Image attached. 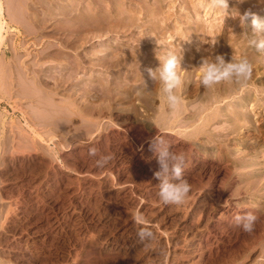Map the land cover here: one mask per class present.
Masks as SVG:
<instances>
[{
  "label": "rangeland",
  "instance_id": "1",
  "mask_svg": "<svg viewBox=\"0 0 264 264\" xmlns=\"http://www.w3.org/2000/svg\"><path fill=\"white\" fill-rule=\"evenodd\" d=\"M1 1L7 19L10 12L24 11V7L27 13L45 11L40 0ZM46 1L57 6L75 3L77 9L93 6L90 0ZM120 1L124 9L129 4L137 12V28L122 30L110 41L127 58L131 55L133 68L124 65L105 71L91 66L94 61L84 54L93 41L79 45L78 41L69 44V37L63 40L65 36L55 33L54 13L48 22L47 18L37 21L39 35L19 28V32L6 33L0 45V264H264V185L245 172L250 167H258L261 176L264 172L262 160L258 162L264 155L262 126L259 121L256 126L249 124L264 116V109H251L255 104L252 93L250 106L244 107L250 120L239 119L243 126L239 139L226 142L213 134L205 138L200 129L206 113L211 120L208 128L217 127L212 132L219 130L218 125L227 126L232 117L226 111L229 106L207 100L205 112L196 108L205 105L198 97L202 92L198 75L207 68L205 54L211 55L207 48L215 28L223 24L231 9L240 11V5L246 3L252 11H261L264 0H146L145 8L156 5L160 11L164 9L160 16L166 13L162 18L157 15L160 21L156 26L164 27L159 28L162 34L154 37L162 41L157 45L152 43H156L153 35L145 37L146 18L140 5ZM38 4L42 9L38 10ZM237 17L238 22H250L246 30H255V18L246 21L240 14ZM146 38L150 43L142 47L140 39ZM228 52L227 60L219 57L214 63L227 62L226 66L239 60L238 54ZM16 54H20L19 65L14 64ZM43 62L50 67L46 63L44 68ZM149 63L165 71L183 66L182 72L192 75L189 89L183 87L185 78L171 79L167 73L153 77L157 80L154 88L143 86L153 84L143 82L147 77L144 66ZM18 67L22 69L18 71ZM4 69L10 72L6 74ZM50 70L54 76L48 75ZM64 76L71 80L65 82ZM23 77L31 87L25 86ZM48 77L56 81L50 82L53 78ZM256 77L262 74L257 73L244 87L259 91L258 99L264 96V82H255ZM39 78L41 87L35 81ZM258 103L262 105V100Z\"/></svg>",
  "mask_w": 264,
  "mask_h": 264
},
{
  "label": "bare ground",
  "instance_id": "2",
  "mask_svg": "<svg viewBox=\"0 0 264 264\" xmlns=\"http://www.w3.org/2000/svg\"><path fill=\"white\" fill-rule=\"evenodd\" d=\"M32 1V0H31ZM36 1V3H37V1L38 0H35ZM34 1V2H35ZM41 1V4H43V6H44V10L45 11H41V12H33V9H32V12L33 13H27L25 10V8L26 7H24V11H18V13L16 12V13H13V12H10V14H9V17H8V19L6 18V13L4 12V6H3V4H2V1L0 0V45L1 44H3L4 43V40H6L5 39V37H6V33H8V32H12V31H17V32H19V28H24L25 30H27L28 31V29L29 30H31V31H33V34L35 33V34H37L38 33V30H37V21L39 20V19H41V20H45L46 18V22H48L47 20H49L50 18H51V16H52V18H53V13L55 14V20H57L58 21V23H57V21H55L56 22V24L58 25L59 23H60V26L58 25H56V26H54V30H55V33H60V34H62L61 36H65L64 38H62L63 40L66 38H68L69 37V39L70 40H72V42H67L68 40H66V42L67 43H69V44H71V43H73L74 44V42H76V41H78V44L79 45H86L85 43H86V41L89 39V41L90 40H92L93 41V45L91 46V45H89V46H91V49L89 50V52H87V54L85 53L86 52V50H85V54L84 55H86L87 57H88V60H92V61H94V62H92L90 65L91 66H95V67H98L99 69H104L105 71H113L115 68H118V67H120V66H124V65H127L129 68L131 67V68H133V62H132V60L131 59H129L130 58V56L127 58L126 57V53L124 54H122V52H119L118 51V49L116 50V44H114L113 43V41L111 42L110 41V39H111V36H113V35H116V34H118V33H123V31L122 30H129L130 28H137V21H136V17H134V16H136L135 15V13L137 14V12H135V10H134V8H132V7H128L129 6V4H128V6L124 9V6H121V5H123V4H121L120 5V3H119V1L118 0H111V2H110V0H108V2H106L105 0H90V3H92L91 5H93V6H87V4H86V6H87V8H79V9H77L76 8V4L75 3H71L70 2V0H68L69 2H66V3H71V4H73L72 6H75V7H71V4L69 5V4H61V5H56V4H54L53 2V4H54V6H53V4H50L49 2H47L46 0L44 1V0H40ZM40 1H39V3H40ZM54 1H56V0H54ZM72 1V0H71ZM78 1V0H77ZM129 1V0H128ZM132 2L133 1H135L136 3H138L137 5L139 6V8H141L140 9V11L142 12V13H144V15H143V17H145L146 18V20L144 21L145 22V24H146V26H145V34H147L145 37H147V36H150L149 34H151V35H153V38L156 36V35H158L159 33H160V29L159 28H163L164 29V27H161V24H157V25H160V27L158 28L157 26H156V23L158 22L159 23V21H160V18H162V16H160V13L159 12H161L162 10H164V9H162L161 11H160V9L159 8H156L155 6L154 7H152L151 9H147V8H145V6H146V3H145V1L146 0H144V2H142L141 0H131ZM154 1H157V0H154ZM153 1V2H154ZM163 1V3H164V1L165 0H161V2ZM242 1V0H241ZM241 1H239L240 3H241ZM246 1V0H245ZM57 2V1H56ZM61 2V1H60ZM74 2V1H73ZM79 2V1H78ZM89 2V1H88ZM121 2V1H120ZM134 2V3H135ZM234 2V1H233ZM238 2V3H239ZM28 3V2H27ZM31 3V2H30ZM29 3V4H30ZM57 3H59V1L57 2ZM62 3V2H61ZM104 3H105V5H104ZM106 3H108V6H107V4ZM122 3V2H121ZM135 3V4H136ZM170 3V2H169ZM173 3V2H172ZM239 3V4H240ZM243 3V2H242ZM241 3V4H242ZM32 4V3H31ZM30 4V5H31ZM39 5V9L38 10H40V9H42V8H40L42 5ZM60 4V3H59ZM75 4V5H74ZM82 4V3H81ZM168 4V3H167ZM167 4H166V6H167ZM192 4V3H191ZM221 4V3H220ZM244 4V3H243ZM246 4V3H245ZM244 4V5H245ZM262 4H264V2L262 3ZM35 5V4H34ZM105 6V8H104V6ZM159 5V4H158ZM157 5V6H158ZM236 5H238V4H236ZM244 5H240V6H242L243 7V9L241 8L240 9V11H238L239 10V8H238V10L237 9H231V11H230V13H229V16L226 18H224V21H223V24L222 25H220L219 27H217V29L215 28V31L213 32V36L212 37H210V38H212V40H211V42H210V45L208 46V48L207 49H209L208 50V52L209 53H211V55H209L208 53H206V54H208L207 56H206V54H205V58H207V68L206 69H203V70H199L200 71V75H198L199 76V79H200V76L202 77L201 79V82H200V80H198V82H199V87H198V89H199V91H201L202 90V92H200L199 94H198V97H199V99L202 101V102H206L207 100H210V102L209 103H212L211 102V100H214V102L215 103H224V105L226 106H229V107H227V108H229V109H227L226 111H228V112H230V116H231V114H232V117H231V121L228 123V125L227 126H224L223 124H222V122L220 123V124H222L223 126L220 128V126L218 125V129L219 130H217V132H212L213 130L215 131L216 129H217V127H215V129H214V127L212 128L211 127V129H213V130H210L209 128H208V123L211 121V120H209V115H208V113H206L207 115H202L203 117L201 118V131H202V133L201 134H203L204 136H205V138H208V136L209 135H215V136H217L218 138H221L222 139V141H228V142H230V141H236L237 139H239L238 138V136H239V134H241V131H242V128H243V126L242 125H240V124H238V120L239 119H247V121L248 120H250V112L248 113L246 110H245V108L244 107H246L245 105H248V106H250V103L248 102V100L250 99V96H251V94L252 93H254V98H253V100L255 101L254 103L255 104H253L252 106H250V107H253V108H251V109H253V111L254 110H263L264 109V96H262V94H261V96H262V98H261V96H258L259 98L257 99L256 98V92H259V91H257V90H253V91H247L246 90V88L244 87V84L246 83V82H249L251 79H252V77H254V76H256V74L257 73H260V74H262V77H256V79H255V82H264V7L262 8V10L261 11H256V9L254 10V11H256V12H254V11H252L251 9H249L248 7L250 6H244ZM27 6V10H29V5H26ZM32 6V5H31ZM42 6V7H43ZM162 6H163V4H162ZM172 6V5H171ZM239 5H238V7H240ZM38 7V6H37ZM36 7V8H37ZM81 7V6H80ZM33 8V7H32ZM103 8H104V10H103ZM163 8H165V7H163ZM18 9V8H17ZM31 10V9H30ZM29 10V11H30ZM34 10H35V7H34ZM37 10V9H36ZM242 10V11H241ZM15 12V11H14ZM158 13H159V16H160V18H158L157 19V15H158ZM164 13V12H163ZM162 13V14H163ZM8 14V13H7ZM39 14H41V16L39 15ZM165 15H166V13H164ZM238 14H240L241 16H243V18L244 19H246V21H248V19H254L255 18V22H254V24L252 25V27L254 26V29L255 30H246L245 29V27L246 26H248L249 24L248 23H250V22H248V23H245V22H238L237 21V19L236 18H238L237 17V15ZM38 15L41 17H38ZM138 15V14H137ZM163 16V17H166V16ZM139 16H140V14H139ZM141 18V17H140ZM144 18V19H145ZM169 18V17H168ZM242 18V17H241ZM240 18V19H241ZM164 19V18H163ZM167 19V18H166ZM235 19H236V21L237 22H234L235 21ZM139 20V19H138ZM159 20V21H158ZM165 20V19H164ZM168 20V19H167ZM51 21V20H50ZM161 21H162V19H161ZM166 21V20H165ZM53 22V21H52ZM143 22V23H144ZM50 23V22H49ZM162 23V22H161ZM51 24V23H50ZM39 25H41L42 27H43V25L44 24H40V22H39ZM38 25V26H39ZM143 25V24H142ZM139 26V25H138ZM144 26V25H143ZM163 26V25H162ZM50 27V26H49ZM52 27V26H51ZM63 27H66V28H68V30L67 31H65V29L63 28ZM41 28V27H40ZM132 28V29H133ZM228 28H230L232 31V34L231 35H228V32H229V29ZM46 29V28H45ZM50 29V28H49ZM48 29V30H49ZM249 29H252V28H249ZM24 30V31H25ZM42 30V29H41ZM44 30V29H43ZM47 30V29H46ZM48 30H47V32H48ZM160 30V31H159ZM31 31H28L29 33L31 32ZM50 31V30H49ZM52 31V30H51ZM130 31V30H129ZM45 32V31H44ZM143 32V33H144ZM212 32V31H211ZM23 33V32H22ZM26 33V32H25ZM39 33H40V30H39ZM41 33H42V31H41ZM125 33H126V31H125ZM31 35H32V32L30 33ZM51 34H53V33H51ZM160 34H162V33H160ZM164 34V33H163ZM21 35H23V34H21ZM26 35V34H25ZM37 35H39V34H37ZM49 35V34H48ZM56 35H58V34H56ZM166 35V34H165ZM179 35V34H178ZM118 36V35H117ZM142 37H144L143 35H141ZM160 36V35H159ZM164 36V35H163ZM116 37V36H115ZM130 37V36H129ZM152 37V36H151ZM161 37V36H160ZM181 37V36H180ZM207 37V36H206ZM60 38V37H59ZM202 38V37H201ZM204 39H205V37H203ZM112 39H114V38H112ZM117 39H119V38H117ZM116 39V40H117ZM131 39V38H130ZM130 39H128V40H130ZM155 39V41H156V43L155 42H152L153 44H156L157 45V43H162V41H159V39L158 40H156V38H154ZM107 40H109V42L108 43H110V44H108L106 41ZM132 40V39H131ZM148 39L146 38V39H140V42L142 43L141 45H142V47L143 46H145V44L146 43H148L149 41H147ZM61 41V40H60ZM133 41H135V39H133L132 40V42ZM138 41H139V39H138ZM203 41V40H202ZM91 42V41H90ZM139 42V43H140ZM88 43V42H87ZM150 43V42H149ZM204 43H205V41H204ZM204 43L202 44V46L204 45ZM59 44V43H58ZM76 44H77V42H76ZM90 44V43H89ZM190 44V43H189ZM196 44H198V46H199V42H197ZM50 45H53V44H51L50 43ZM67 45V44H66ZM156 45H150L153 49H156ZM162 45H165V44H162ZM185 45V44H184ZM16 46V45H15ZM18 46V45H17ZM47 46V45H46ZM45 46V47H46ZM53 46H55V45H53ZM70 46H72V45H70ZM77 46V45H76ZM140 46V45H139ZM148 46V45H147ZM205 46V45H204ZM47 47H49L48 49H50V46H49V44H48V46ZM46 47V48H47ZM52 47V46H51ZM57 47V46H56ZM61 47V46H60ZM74 47V46H73ZM189 47V46H188ZM46 48H44L45 50H48V49H46ZM53 48V47H52ZM76 47H74V49H75ZM86 48V47H85ZM124 48V47H123ZM183 48H185V47H183ZM199 48H200V46H199ZM57 49H59V48H57ZM77 49H78V47H77ZM121 49V48H120ZM125 49V48H124ZM124 49H122V51H124ZM146 49V48H145ZM45 50L43 51V52H45ZM80 50V49H79ZM82 50H84V48L82 49ZM158 50V49H157ZM167 50V49H166ZM70 51V50H69ZM118 51V52H117ZM128 51V50H127ZM141 51H143V50H141ZM145 51V50H144ZM147 51V50H146ZM145 51V52H146ZM169 51V50H168ZM190 51V50H189ZM207 51V50H206ZM227 51V53H229L228 51H231V52H233V53H236V55L238 56V58H239V60L238 61H236L235 62V60H234V62H230V64L228 65H226L225 66V64L227 63V62H225V64L223 65H220V64H218V63H214V61H216L217 59H219V57H221V59H226L227 58V53L225 54V52ZM50 52V51H49ZM74 52V51H73ZM82 52V51H81ZM132 52V51H131ZM177 52H179V51H177ZM205 52V51H204ZM17 53V52H16ZM48 53V52H47ZM66 53V52H65ZM128 53H129V51H128ZM133 53H135L136 54V52H134L133 51ZM132 53V54H133ZM171 53V52H170ZM232 53V54H233ZM28 54V53H27ZM146 54V53H145ZM202 54V53H201ZM18 55H20V54H18ZM18 55L16 54V56L15 57H17V59H16V62L14 61V58H13V61H14V64L15 63H17V65H19L18 64ZM69 55V54H68ZM229 55V54H228ZM52 56V55H51ZM53 56H55V55H53ZM52 56V57H53ZM60 56H62V55H58V58L60 57ZM78 56V55H77ZM147 55H145V57H146ZM204 55H202L201 57H202V60H203V57ZM229 56H231V55H229ZM234 56H235V54H234ZM236 56V57H237ZM21 57V56H20ZM70 57V59H71V56H69ZM84 57L85 56H83V57H81L80 58V63L81 62H83L84 61ZM136 57H138V56H136ZM145 57H143V58H145ZM232 57V56H231ZM72 58H73V56H72ZM142 58V57H141ZM238 58H236V59H238ZM45 59V58H44ZM44 59H42V60H44ZM47 59V61H48V58H46ZM63 59V58H62ZM65 59V58H64ZM74 59V58H73ZM87 59V58H86ZM198 59H199V57H198ZM235 59V58H234ZM20 60H21V58H20ZM19 60V61H20ZM56 60H58L57 59V56H56ZM69 59H67V61H68ZM201 60V61H202ZM227 60V59H226ZM31 61V60H30ZM45 61V60H44ZM58 61H61V58L58 60ZM71 61V60H70ZM78 61V60H77ZM205 61V60H204ZM10 62H12V61H10ZM36 62H38V61H36ZM52 61H50L49 63H51ZM53 62H55V59H54V61ZM57 62V61H56ZM62 62H63V60H62ZM65 63H67L66 61H64ZM63 62V63H64ZM86 62V61H85ZM89 62V61H88ZM135 62V61H134ZM206 62V61H205ZM22 63V62H21ZM42 63V62H41ZM46 63H48V62H43V64H45L44 66L41 64V66H43L44 68H46L47 66H49L50 67V64L49 65H47L46 66ZM58 63V62H57ZM73 63V62H72ZM79 63V64H80ZM87 63V62H86ZM137 63V62H136ZM135 63V64H136ZM151 63V62H150ZM150 63L149 64H147L146 66H144L145 67V69H146V71H145V73H144V75L146 74V76L147 77H144V83H148L149 81H151V83L153 82V86L152 85H148V84H144L143 86H145V87H147V88H149V89H152V88H154L155 86H156V81L153 79V77H162L164 74H168L169 75V77L171 78V79H173V78H175V77H180L181 79H186L184 82H183V87H188V80H189V76H191L192 77V75H190L189 73V75H187V74H185L184 72H182V70L184 69L183 68V66L182 67H180V68H177V67H172V69L171 70H168V71H165V69L163 68V69H161V67H156L155 65L153 66H151L150 65ZM152 63H153V61H152ZM151 63V64H152ZM199 63V62H198ZM2 64V63H1ZM4 64V63H3ZM8 64V63H7ZM23 64H25V63H23ZM34 64V63H33ZM52 64V63H51ZM61 64V63H60ZM75 64V63H74ZM138 64V63H137ZM136 64V65H137ZM154 64H156V63H154ZM17 65H16V67H17ZM40 65V64H39ZM54 65H56V68L58 67V65L56 64V63H54ZM53 65V66H54ZM65 65H69V64H63V67L65 66ZM71 65H73V64H71ZM77 65V64H76ZM159 65V64H158ZM199 65H200V63H199ZM201 65L203 66V64L201 63ZM13 66V65H12ZM34 66H35V64H34ZM33 66V67H34ZM41 66H39V67H41ZM46 66V67H45ZM80 66V65H79ZM127 66H126V68H127ZM7 68H8V66H6ZM27 66H25V68H26ZM43 67H41V68H43ZM66 67V66H65ZM71 67V66H70ZM83 67V66H82ZM0 68H1V66H0ZM14 68V67H13ZM20 67H18L17 68V70L19 69ZM32 68V67H31ZM53 68V67H52ZM56 68L54 67V69L56 70ZM62 68V67H61ZM60 68V66L58 67V69H61ZM78 69H79V67H77ZM85 68V67H84ZM170 68V67H169ZM193 68V67H192ZM16 69V68H15ZM20 69H22V68H20ZM19 69V70H20ZM27 69H28V67H27ZM53 69V72L55 73V70ZM67 69V68H66ZM68 69H72V67L71 68H68ZM68 69H67V71H68ZM168 69V68H167ZM196 69V68H195ZM260 69H262V71L260 72ZM5 70V73L6 74H8L9 72H6V71H8V70H6V69H4ZM12 70V69H11ZM18 70V71H19ZM39 71L41 70L42 71V69H38ZM36 71V72H39V71ZM46 70V69H45ZM77 70V69H76ZM75 69H74V71H76ZM81 70H82V68H81ZM84 70V69H83ZM87 70V69H86ZM88 70H89V67H88ZM135 70V69H134ZM151 70L152 71H155V72H153V74L152 75H150V76H148V74H150L151 73ZM193 70V69H192ZM197 70V71H198ZM32 71V70H31ZM30 71V72H31ZM43 71H44V69H43ZM48 71V70H47ZM51 71V70H50ZM60 71V70H59ZM58 71V72H59ZM91 71V70H90ZM89 71V72H90ZM99 71V70H98ZM97 71V72H98ZM101 71V70H100ZM117 71V70H116ZM119 71H120V69H119ZM141 71H142V69H141ZM196 71V72H197ZM4 72V71H3ZM15 72H17V71H14V73L13 74H16ZM22 72H24L23 70H22ZM62 72V71H61ZM77 72V71H76ZM80 72V71H79ZM126 72V71H125ZM134 72V75H135V72L136 71H133ZM143 72V71H142ZM159 72V73H158ZM27 73V72H26ZM48 73V72H47ZM47 73H46V75L44 74V77H46L47 76ZM50 73V72H49ZM53 73V74H54ZM82 73H83V71H82ZM93 73V72H92ZM94 73H96V72H94ZM93 73V74H94ZM123 73H124V71H123ZM122 73V74H123ZM138 73H140V71L138 72ZM19 74V73H18ZM18 74H16V75H18ZM21 74V76L23 75V73H20ZM25 74V73H24ZM28 74H30V75H32V74H34V73H29V71H28ZM52 74V71H51V73L50 74H48V75H51ZM52 74V75H53ZM57 74V73H56ZM60 74V73H59ZM62 74V73H61ZM69 74H71V72L69 73ZM84 74V73H83ZM106 74V73H105ZM114 74V73H113ZM128 74H130V73H128ZM127 74V75H128ZM12 75V74H11ZM42 75V74H41ZM51 75V76H52ZM55 75V74H54ZM53 75V76H54ZM73 76H74V74H72ZM71 75V76H72ZM99 75V74H98ZM98 75H96V76H98ZM116 75V74H115ZM9 76V75H8ZM7 76V77H8ZM24 76V75H23ZM29 76V75H28ZM27 76V77H28ZM33 76V75H32ZM34 76H36V75H34ZM33 76V77H34ZM57 76H58V74H57ZM60 76V75H59ZM65 76L66 77H68V75L67 74H65ZM64 76V78H66ZM104 76V75H103ZM108 76V75H107ZM111 76H112V74H111ZM129 76V75H128ZM133 76V75H132ZM196 76H197V74H196ZM195 76V77H196ZM11 76H9V78H10ZM18 77V76H17ZM16 77V78H17ZM30 77V76H29ZM44 77H43V80H44ZM70 77V76H69ZM99 77V76H98ZM18 78H21V77H18ZM17 78V79H18ZM25 77H23V79H24ZM40 78H41V76H40ZM40 78H39V80H35L36 81V84L38 85V84H41V80H40ZM49 78V77H48ZM51 78H53V77H51ZM51 78H49V80L51 79ZM101 78H102V76H101ZM100 78V79H101ZM109 78V77H108ZM115 78V77H114ZM122 78H124V74H123V76H122ZM131 78V77H130ZM197 78V77H196ZM196 78H195V80H196ZM30 79V78H29ZM54 79V78H53ZM52 79V81H50V82H53V81H56L55 79L53 80ZM57 80H58V77L56 78ZM66 79H68V78H66ZM116 79V78H115ZM114 79V81H116ZM176 79V78H175ZM13 80H15V79H13ZM12 80V81H13ZM21 80H22V78H21ZM45 80H46V78H45ZM60 80V79H59ZM59 80H58V83H59ZM65 80V79H64ZM63 80V81H64ZM70 80H71V78H70ZM69 79L68 80H65V82L66 81H70ZM105 79H103V81H104ZM110 80H112V79H110ZM124 80H126V79H124ZM178 80V79H177ZM253 80V79H252ZM24 81V80H23ZM25 81H26V78H25ZM30 81H32V79L31 80H29V82ZM98 81V80H97ZM100 81V80H99ZM108 81V80H107ZM113 81V82H114ZM119 81H122V79H121V77H120V80ZM175 81V80H174ZM180 81V80H179ZM16 82V81H15ZM15 82H14V86L16 85L15 84ZM44 82V81H43ZM42 82V83H43ZM87 82V81H86ZM94 82H96V80L94 81ZM102 82V81H101ZM110 82V81H109ZM131 83H133V81H130ZM129 82V83H130ZM141 82V81H140ZM163 82V81H162ZM171 82V81H170ZM169 82V83H170ZM176 82V81H175ZM8 83H9V81H8ZM32 84H33V82H31ZM45 83L46 82H44V85H45ZM49 83V82H48ZM92 83V82H91ZM108 83V82H107ZM106 83V84H107ZM124 83V82H123ZM128 83V82H127ZM27 84H28V81H26L25 82V86H27ZM30 84V83H29ZM28 84V85H29ZM31 84V85H32ZM35 84V83H34ZM33 84V85H34ZM35 84V85H36ZM98 84H99V82H98ZM118 84V83H117ZM120 84V83H119ZM122 84V83H121ZM120 84V86H124L123 84L121 85ZM43 85V84H42ZM48 85V84H47ZM52 85H55L54 83H52ZM59 85V84H58ZM58 85H57V87H58ZM129 85H131V84H129ZM132 85H134V84H132ZM160 85V84H159ZM158 85V86H159ZM179 85V84H178ZM178 85H177V87H178ZM247 85V84H246ZM252 85H255V84H252ZM8 86V85H7ZM13 86V87H14ZM30 86V85H29ZM29 86H27V87H29ZM108 86V85H107ZM152 86V87H151ZM169 86V85H168ZM194 86V85H193ZM31 87V86H30ZM34 87H36V86H33V89H34ZM38 87H41V86H39L38 85ZM44 87V86H43ZM46 87V86H45ZM118 87H119V85H118ZM248 87H250V89H251V86H248ZM255 87V86H254ZM22 88V87H21ZM47 88V87H46ZM172 88H173V86H172ZM258 88V87H257ZM10 89V88H9ZM38 89V88H37ZM61 89V88H60ZM81 89V88H80ZM122 89H124V88H122ZM188 89H189V87H188ZM187 89V90H188ZM249 89V88H248ZM19 90V89H18ZM45 90V89H44ZM43 90V91H44ZM107 90V89H106ZM196 90V89H195ZM252 90V89H251ZM259 90H262L261 88L259 89ZM36 91H40V90H36ZM42 91V90H41ZM177 91H178V89H177ZM180 91V90H179ZM189 91V90H188ZM95 92V91H94ZM186 91H184V93H185ZM194 92H196V91H194ZM263 92H264V90H263ZM262 92V93H263ZM24 93V92H23ZM43 93V92H42ZM104 93V92H103ZM37 94H38V92H37ZM259 94H260V92H259ZM264 95V94H263ZM44 95H42V97H43ZM186 96V95H185ZM180 98V97H179ZM194 99H192L191 100V102L193 101V100H195V96L193 97ZM161 99V98H160ZM257 99V100H256ZM260 100H262V105H260L258 102L260 101ZM174 102H175V100H174ZM173 102V103H174ZM184 103V102H183ZM197 103V102H196ZM207 103H208V101H207ZM235 103H238V105L237 106H235L234 104ZM176 104V103H175ZM174 104V105H175ZM181 104H179V106H180ZM192 105V104H191ZM200 105V103H198V106ZM40 106V105H39ZM189 106H190V104H189ZM193 106H195L194 105V103H193V105L191 106V107H193ZM196 106H197V104H196ZM216 106V105H215ZM223 106V105H222ZM224 106V107H225ZM202 107V108H201ZM208 106H207V104L205 103V105L203 104L202 106L200 105L199 107H196V108H199V110H200V112H205L208 108H207ZM214 107V106H213ZM188 108V107H187ZM201 108V109H200ZM218 108V107H217ZM178 109V108H177ZM180 109H181V107H180ZM189 109H190V107H189ZM195 109V108H194ZM215 109V108H214ZM87 110V109H86ZM191 110H193V109H191ZM198 109H196L195 111H197ZM198 110V111H199ZM210 110H213V108L212 109H210ZM194 111V110H193ZM194 111V112H195ZM252 111V112H253ZM186 112H188L187 111V109H186ZM208 112V111H207ZM218 112V111H217ZM221 112V111H220ZM192 113V112H191ZM210 113H211V111H210ZM214 113V112H213ZM255 113V112H254ZM256 113H257V115L258 114H260V111H256ZM176 114V113H175ZM185 114V113H184ZM195 114H197V113H195ZM194 114V115H195ZM212 114V113H211ZM215 114V113H214ZM174 115V114H173ZM189 115H190V113H189ZM217 115H218V113H217ZM255 115V114H254ZM215 116V115H214ZM222 116H226V114H224V115H222ZM182 117V116H181ZM200 117H201V115H200ZM220 117V116H219ZM218 117V118H219ZM254 117H256V116H254ZM172 118H173V116H172ZM175 118V117H174ZM218 118H216V119H218ZM221 118V117H220ZM223 118V117H222ZM221 118V119H222ZM261 118V119H260ZM196 119V118H195ZM194 119V120H195ZM198 119H199V117H198ZM222 120H224V118L222 119ZM180 121V120H179ZM225 121V120H224ZM236 121V122H235ZM257 121H259L260 122V124H259V126H262V141H264V116L262 115V117L261 116H259L258 118H256L254 121H251V122H249V124L250 125H253V126H256V123H257ZM42 122V121H41ZM217 122V121H216ZM240 122V121H239ZM244 122V121H243ZM49 124H51V123H49ZM210 124V123H209ZM224 124H225V122H224ZM245 124V123H244ZM226 125V124H225ZM215 126V125H214ZM258 127V126H257ZM257 127H256V130H257ZM258 131V130H257ZM204 138V139H205ZM210 139V138H209ZM215 140V139H214ZM208 141V140H207ZM234 141V142H235ZM206 142V141H205ZM242 142L244 143V141L242 140ZM212 143V142H211ZM223 145V144H222ZM226 145V144H225ZM235 145V144H234ZM246 144L244 143V144H242V146H245ZM212 146H213V144H212ZM219 146H220V144H219ZM215 147V146H214ZM223 147H224V145H223ZM226 147V146H225ZM214 149V148H213ZM213 149H211V151L213 152L214 150ZM220 149V148H219ZM221 150V149H220ZM239 150V149H238ZM200 151V150H199ZM201 152V151H200ZM228 152V151H227ZM263 153V152H262ZM241 156V155H240ZM244 156H246V155H244ZM203 157V156H202ZM244 158V157H243ZM251 158V157H250ZM245 160V159H244ZM258 162H260V160H262V166H264V155H262V159H259L258 158ZM237 161H239V160H237ZM236 161V162H237ZM242 161V159H240V161L239 162H241ZM256 161V160H255ZM236 162H234V163H236ZM243 163H244V161H242ZM243 163H241V164H243ZM245 163H246V161H245ZM244 163V164H245ZM255 165H257L256 163H255ZM239 168V167H238ZM251 168V167H250ZM250 168H248L247 169V171H245L246 172V174H249V175H254L255 176V178L256 179H254V180H256L257 182H260V183H262V186L264 185V172L262 171V176H261V170L257 167V168H253V169H250ZM241 169H243L244 170V168L243 167H240L239 168V170H241ZM237 171V170H236ZM241 173V172H240ZM245 174V175H246ZM242 176H244L243 174H242ZM247 177V176H246ZM248 179V178H247ZM252 179V178H251ZM249 181H251L250 179H249ZM248 181V182H249ZM258 184V183H257Z\"/></svg>",
  "mask_w": 264,
  "mask_h": 264
}]
</instances>
